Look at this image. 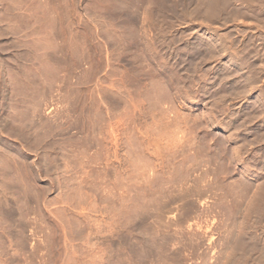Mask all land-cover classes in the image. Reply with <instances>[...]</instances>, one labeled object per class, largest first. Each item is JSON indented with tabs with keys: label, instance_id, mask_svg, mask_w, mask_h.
Masks as SVG:
<instances>
[{
	"label": "rangeland",
	"instance_id": "obj_1",
	"mask_svg": "<svg viewBox=\"0 0 264 264\" xmlns=\"http://www.w3.org/2000/svg\"><path fill=\"white\" fill-rule=\"evenodd\" d=\"M0 264H264V0H0Z\"/></svg>",
	"mask_w": 264,
	"mask_h": 264
},
{
	"label": "bare ground",
	"instance_id": "obj_2",
	"mask_svg": "<svg viewBox=\"0 0 264 264\" xmlns=\"http://www.w3.org/2000/svg\"><path fill=\"white\" fill-rule=\"evenodd\" d=\"M252 3V2H251ZM223 6V5H222ZM216 14V13H215ZM209 18V17H208ZM213 19V18H212ZM176 20V19H175ZM167 24V23H166ZM194 49V48H193Z\"/></svg>",
	"mask_w": 264,
	"mask_h": 264
}]
</instances>
